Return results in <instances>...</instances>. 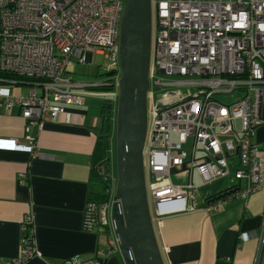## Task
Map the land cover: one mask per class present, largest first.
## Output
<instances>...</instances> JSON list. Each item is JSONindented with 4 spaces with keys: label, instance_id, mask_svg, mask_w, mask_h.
Instances as JSON below:
<instances>
[{
    "label": "built area",
    "instance_id": "2783aa9c",
    "mask_svg": "<svg viewBox=\"0 0 264 264\" xmlns=\"http://www.w3.org/2000/svg\"><path fill=\"white\" fill-rule=\"evenodd\" d=\"M152 7L144 168L155 223L166 214L162 205L172 209L180 202L186 209V201L193 199V183L186 187L171 183L174 169L187 166L191 175L196 169L207 185L229 175L234 152L239 157L236 178L247 184L236 194L246 199L264 190V152L253 143L264 125V0H152ZM124 10L125 0H0V73L23 78V82L0 78L5 85L0 88V103L7 110L20 108L26 133L31 127L43 130L47 118L57 122L66 113L65 106L84 103L85 98L75 93L86 85L73 79V58L84 64L89 57L105 55L112 65L102 70L107 78L90 85L113 87L118 95ZM158 75L183 79L166 83ZM24 85L30 89L27 97L12 94L15 86L20 92ZM163 88L177 90L155 101V91ZM179 88L188 91L184 94ZM237 91L245 96L234 104L217 99ZM191 138L189 156L185 145ZM26 139L24 145L2 139L0 147L37 155L36 139L29 135ZM198 147L205 153L201 160ZM116 184L112 177L108 202L88 203L85 228L99 226L109 246L118 251L111 221ZM32 222L27 217L24 225L30 228ZM260 240L256 264L264 260V215ZM37 255L30 231L22 238L16 264Z\"/></svg>",
    "mask_w": 264,
    "mask_h": 264
},
{
    "label": "crops",
    "instance_id": "0c3cea01",
    "mask_svg": "<svg viewBox=\"0 0 264 264\" xmlns=\"http://www.w3.org/2000/svg\"><path fill=\"white\" fill-rule=\"evenodd\" d=\"M75 81L85 85L103 82ZM1 83L0 88H4ZM79 91L75 93L85 98L82 105L65 106L66 113L57 122L47 118L43 130L31 127L29 133L20 108L7 110L0 103V140L15 139L24 145L27 135L32 136L38 153L11 152L0 147V264H16L22 238L30 231L38 255L23 264H125L119 251L109 246L103 229L96 225L85 228L88 203L105 193V186L101 190L98 185L103 183L94 173L104 99L88 89ZM19 93L15 86L12 94ZM110 142L112 175L117 183L114 135ZM253 143L264 152V125ZM190 178L188 184L193 183V174ZM220 179L207 184L210 187L204 190L193 183V199L186 201V209L165 214L155 222L165 264H256L264 190L245 199L239 192L246 184L243 186L236 178L229 182ZM237 187L239 194L214 202ZM182 204L177 203L178 208ZM27 217L33 220L30 228L24 225Z\"/></svg>",
    "mask_w": 264,
    "mask_h": 264
},
{
    "label": "water",
    "instance_id": "95a60500",
    "mask_svg": "<svg viewBox=\"0 0 264 264\" xmlns=\"http://www.w3.org/2000/svg\"><path fill=\"white\" fill-rule=\"evenodd\" d=\"M153 43L152 0H125L120 30L116 115L118 178L111 221L117 249L125 264H165L152 216L145 178L144 154L148 132V92ZM91 85H86L85 89ZM187 172L172 170L171 175ZM240 187L214 199L235 195ZM166 214L185 208L164 207ZM171 209V210H170Z\"/></svg>",
    "mask_w": 264,
    "mask_h": 264
},
{
    "label": "rangeland",
    "instance_id": "374dc122",
    "mask_svg": "<svg viewBox=\"0 0 264 264\" xmlns=\"http://www.w3.org/2000/svg\"><path fill=\"white\" fill-rule=\"evenodd\" d=\"M72 62L74 64L73 78L75 80L81 81L83 83L94 82V81H98V80H100V81L106 80V78H107L106 76H104V77L100 76L102 74V70L105 67L108 68V67L112 66L111 63L107 60L105 55H94L93 57H89V61L87 63H84V64L80 63L77 58H73ZM158 76L166 83H170V82L175 81V80L183 79L181 77H167L164 75H158ZM172 90H177V88H163L160 91H155V101H158L164 95L171 93ZM179 90L182 91L184 94H186L188 91L186 88H179ZM29 91H30L29 88H25V90L23 88V91H20V94H22L24 97H27L29 94ZM79 92L80 91H78L76 93H79ZM89 92L93 93V94H101L99 98H102V99L110 97V94H106V93L93 92V91H89ZM244 96H245V94L243 92L237 91L231 95H218L217 99L220 100L221 103H223L224 105L229 106L231 104H234L237 99L243 98ZM192 143H193V139L191 138L188 140V144L185 145V148H186L189 156H191L193 153ZM196 155H197L198 160L205 157V153L202 151L201 147H198ZM113 163H114V170H115L114 173H115L116 177L118 178L116 158H115V162H113ZM238 165H239V157H238V155H236L233 152L232 157L229 159L230 175L225 177V178H221L219 181L229 182V180L236 178V170H237ZM190 175H191L190 171L180 172V173H177L175 175H172L171 176V183L174 186L186 187V185L191 180ZM112 177H113L112 172L109 174L108 177H107V175L104 176L105 181H107V179L110 180L108 182L109 186L112 185ZM113 178H115V177H113ZM193 183H194L195 187H197V188L200 187L201 190H204L206 187L209 186V185H203V181L200 177V173L196 169L194 170V173H193ZM245 184H246V181H242V185L245 186ZM98 186L101 188V190L104 189L103 184H99Z\"/></svg>",
    "mask_w": 264,
    "mask_h": 264
},
{
    "label": "trees",
    "instance_id": "16d2710c",
    "mask_svg": "<svg viewBox=\"0 0 264 264\" xmlns=\"http://www.w3.org/2000/svg\"><path fill=\"white\" fill-rule=\"evenodd\" d=\"M115 73H113L111 76H113ZM4 79L6 81L8 80H17L20 82H23V78L14 76L11 74H2ZM101 77H104L103 73L100 75ZM74 79V78H73ZM75 81V80H74ZM88 91L93 92H101L110 94L109 98L104 99L103 108H102V117H101V127L99 128L100 133L98 134V141H97V147H96V153H95V159H94V168L96 169L94 173L96 174V178L100 180L104 186H105V193L94 198L93 201H95L98 204H104L109 201L110 195L108 194L109 190V184L110 181L107 179V181L104 180V176L112 172V163H111V142L110 139L112 138V135L115 137V111H116V99H117V90L113 87H90L88 88ZM116 142V138H115ZM114 148V147H113ZM102 170V171H101ZM111 171V172H110ZM95 222L97 223L98 220L95 218Z\"/></svg>",
    "mask_w": 264,
    "mask_h": 264
},
{
    "label": "clouds",
    "instance_id": "9594fccd",
    "mask_svg": "<svg viewBox=\"0 0 264 264\" xmlns=\"http://www.w3.org/2000/svg\"><path fill=\"white\" fill-rule=\"evenodd\" d=\"M118 100V95H117V99H116V101Z\"/></svg>",
    "mask_w": 264,
    "mask_h": 264
}]
</instances>
